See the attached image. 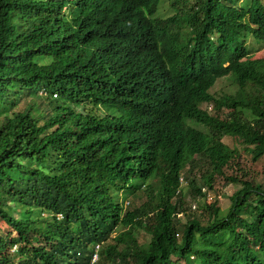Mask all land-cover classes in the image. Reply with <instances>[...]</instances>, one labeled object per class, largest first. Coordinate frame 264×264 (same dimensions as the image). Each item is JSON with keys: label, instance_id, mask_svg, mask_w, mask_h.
<instances>
[{"label": "trees", "instance_id": "trees-1", "mask_svg": "<svg viewBox=\"0 0 264 264\" xmlns=\"http://www.w3.org/2000/svg\"><path fill=\"white\" fill-rule=\"evenodd\" d=\"M165 2L0 0V264H264V0Z\"/></svg>", "mask_w": 264, "mask_h": 264}, {"label": "rangeland", "instance_id": "rangeland-1", "mask_svg": "<svg viewBox=\"0 0 264 264\" xmlns=\"http://www.w3.org/2000/svg\"><path fill=\"white\" fill-rule=\"evenodd\" d=\"M165 1L166 2L164 5H167V2L169 0H165ZM164 5H162L159 9L160 14L166 13L165 12L166 7H164ZM187 10L192 11V8H190V6H188ZM247 44L249 45V49L251 51L250 58L258 59V58L264 57L263 43L256 42L252 37H250L248 39ZM234 88L235 87H233L231 81L228 78H223V79H220L216 83V85L211 89V94H215L217 97H219L223 93L232 92L234 90ZM203 109H206L212 115L219 114L218 110L213 108L212 105H204ZM221 116H223V120L226 121V119L224 118L225 115L221 114ZM193 126H196V125L193 124ZM196 127H198V126H196ZM225 141L230 146H234L232 139L227 138ZM242 161H243L242 166H243L244 170H247L249 172L250 178H253L256 181L261 182L264 185V158L261 159L260 161L256 162V163H254L251 161L249 155L243 154ZM237 190H238L237 187L233 186V185L223 187V185L221 183L217 184L216 190L214 192L208 194V198H207L206 202L211 203V202L217 201L218 205L221 207V209L223 211H226L227 208L229 207V204H230L228 201V196L233 194ZM202 202L203 201L199 200V201H195V202L191 203L192 213L199 214L201 212V210L199 209V205ZM138 236H139L140 243L142 245L146 246L147 244H149L150 237L147 234L141 232ZM15 250H16V248H13L12 252ZM174 261L176 262V264H186L184 261H180L177 259H174ZM192 262L194 264H199V262L197 260L196 261L193 260Z\"/></svg>", "mask_w": 264, "mask_h": 264}, {"label": "built area", "instance_id": "built-area-1", "mask_svg": "<svg viewBox=\"0 0 264 264\" xmlns=\"http://www.w3.org/2000/svg\"><path fill=\"white\" fill-rule=\"evenodd\" d=\"M98 259V256L97 255H94V258H93V263H95Z\"/></svg>", "mask_w": 264, "mask_h": 264}]
</instances>
